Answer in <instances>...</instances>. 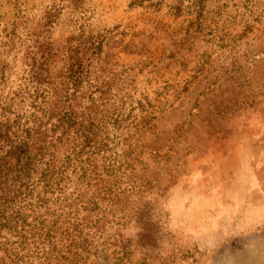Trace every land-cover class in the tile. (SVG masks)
<instances>
[{
	"label": "rangeland",
	"instance_id": "obj_1",
	"mask_svg": "<svg viewBox=\"0 0 264 264\" xmlns=\"http://www.w3.org/2000/svg\"><path fill=\"white\" fill-rule=\"evenodd\" d=\"M65 112L100 181L40 206L16 136ZM0 264H264V0H0Z\"/></svg>",
	"mask_w": 264,
	"mask_h": 264
},
{
	"label": "trees",
	"instance_id": "obj_2",
	"mask_svg": "<svg viewBox=\"0 0 264 264\" xmlns=\"http://www.w3.org/2000/svg\"><path fill=\"white\" fill-rule=\"evenodd\" d=\"M77 66L79 68V65ZM73 74L75 78H79L81 72L76 69ZM76 117L70 112H65L50 124L49 128L37 126L33 129L25 128L24 125L18 130L16 146L19 147L20 153L15 158V165L18 173L24 176L25 183L36 176L34 187L33 183L29 182L28 187L33 188L32 191L38 190L35 199L40 206L54 199L60 201L61 190L68 180L65 176L68 168L72 167L74 171H78V182L86 181L88 185L90 182L100 181L98 168L90 158L105 147L104 140L98 136L102 127L96 123L95 118L80 116V120H77ZM63 138L68 140L69 151L64 154L59 167L55 168L53 150L56 148L55 143H60ZM39 232V239L48 235L47 227L44 230L45 235H42L43 227H40Z\"/></svg>",
	"mask_w": 264,
	"mask_h": 264
},
{
	"label": "crops",
	"instance_id": "obj_3",
	"mask_svg": "<svg viewBox=\"0 0 264 264\" xmlns=\"http://www.w3.org/2000/svg\"><path fill=\"white\" fill-rule=\"evenodd\" d=\"M253 196H255V195H253ZM243 201H244V199L241 198V208H244V206L246 205V203ZM244 220H245V222L242 223ZM250 220H251V218H247L244 213L243 214L241 213V226H245V224L250 225V223H247V222H251Z\"/></svg>",
	"mask_w": 264,
	"mask_h": 264
}]
</instances>
